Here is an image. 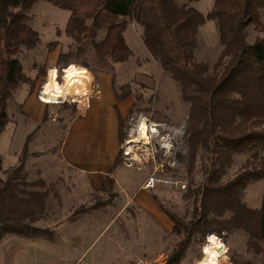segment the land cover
<instances>
[{"label": "rangeland", "instance_id": "374dc122", "mask_svg": "<svg viewBox=\"0 0 264 264\" xmlns=\"http://www.w3.org/2000/svg\"><path fill=\"white\" fill-rule=\"evenodd\" d=\"M214 2L199 0L187 4L208 13ZM178 3L181 5L185 2L180 0ZM26 13L28 24L40 33L37 46L30 49L23 47L18 54L28 75L35 78L41 69L48 75L49 70L57 65L55 77L63 83L62 76L67 65L83 67L82 63L87 62L88 66L84 68L93 75L90 99L99 88L104 94H115V82L119 94L124 92L120 88L122 85L129 86L131 93L126 98H132L133 102L128 115H122L126 118L125 140L121 161L117 170L112 172L114 184L110 185L108 180L102 190H94L86 176L66 165L62 159L60 150L64 136L79 114L77 104L74 106L70 103L69 95L66 99L56 98L47 105L48 117L43 118L40 127L34 131L32 120L16 127L13 124L6 127V134L0 140L4 169L0 175L6 177L8 170L19 164L20 155L14 162L15 153H21L26 136L32 133L25 169L27 180L35 183L31 187L34 190L48 192L47 212L35 225L50 227L56 235L53 239L43 237L35 238V241L12 234L5 236L0 242V264H56L61 260L70 264H138L140 255L154 257L157 247L173 248L177 236L158 222L143 198H153L161 208L189 220L194 210V194H187L204 182L216 162V154H207L200 149L193 173H189L186 129L190 103L183 100L180 86L150 54L143 43V27L133 21L129 22L125 37L134 54L121 71L122 63L102 62L90 43L81 50L79 43L65 35L63 30L70 15L68 10L41 0ZM260 16L264 21V10H261ZM246 31L249 42L264 34L252 25ZM105 34V29L100 30L97 39H102ZM53 41L57 43L54 46L50 45ZM222 50L217 22L207 21L197 33L191 63H207L209 74L219 75L229 60L226 58L222 66L216 67ZM62 52L69 56L60 61ZM47 75L36 79L32 91L30 85L26 84L29 92L36 94V101ZM18 89L14 91L16 102L11 105L14 122L22 111ZM63 102L70 106H64ZM41 111V105L34 109L35 114ZM142 122H147L150 128L156 126L157 131L150 133V143L144 140L131 142L139 136ZM259 128L264 129V125ZM11 132L13 138L9 151L8 134ZM248 158H251L249 152L235 154L232 162L225 167L222 181L233 178ZM206 164L211 168L207 174ZM152 176L157 181L153 187L147 188L146 183ZM263 193L264 179L251 182L243 200L248 206L259 208ZM149 203L152 205L153 200L150 199ZM93 205L98 207L73 218V212L78 207ZM162 212L168 216L163 209ZM208 235L204 244L197 241L192 243L183 264H220L214 263L218 256L215 257L214 251L209 249V237H215L222 244V252H226L222 259L234 258L241 264H262L264 261L263 253L249 249V235L242 229ZM51 242L57 247L52 248ZM86 247L89 249L84 251ZM154 248H157L156 251H153Z\"/></svg>", "mask_w": 264, "mask_h": 264}, {"label": "trees", "instance_id": "16d2710c", "mask_svg": "<svg viewBox=\"0 0 264 264\" xmlns=\"http://www.w3.org/2000/svg\"><path fill=\"white\" fill-rule=\"evenodd\" d=\"M38 1L41 0H0V137L12 120L14 91L23 84L30 85L32 91L36 79L47 75L41 69L35 78L29 76L18 57L23 47L30 49L40 43V33L28 24L26 13ZM45 1L70 12L63 32L79 43L81 50L90 43L102 62L128 61L134 51L126 41L127 27L130 21L142 26L143 43L161 67L171 73L183 100L190 103L186 129L189 173H193L200 149L216 154L213 171L187 194H194V210L189 220L162 207L173 221L172 232L177 236L164 264H183L193 242L204 244L208 234L221 235L237 229L248 233L249 249L264 254V193L259 208H252L243 200L248 185L264 179V129L259 128L264 125V34L249 42L246 31L252 25L264 33L260 16L264 0H215L208 13L187 4L199 0H181L185 2L181 5L180 0ZM210 20L217 22L223 44L216 67L229 58L219 75L209 74L207 63H191L199 28ZM102 29L106 34L99 40L97 35ZM55 44L56 41L50 42L52 46ZM68 56L62 52L59 60ZM82 64L88 66L87 62ZM118 88L114 82L120 99L131 93L128 85L120 87L124 90L121 94ZM63 105L70 106L67 102ZM47 117L46 111L44 119ZM125 123L126 118L119 113L121 148L116 167L123 154ZM31 136L32 133L27 136L19 164L9 169L6 177L0 175V242L9 234L29 239H53L56 235L50 227L35 225L47 212L48 192L34 190L31 187L35 183L27 180L25 169ZM247 152L251 158L239 172L222 181L233 156ZM1 170L4 169L0 155ZM210 170L206 164V174ZM108 180L110 185L114 184L112 178ZM97 207L80 206L73 212V218ZM218 262L241 264L234 258L221 257Z\"/></svg>", "mask_w": 264, "mask_h": 264}, {"label": "crops", "instance_id": "0c3cea01", "mask_svg": "<svg viewBox=\"0 0 264 264\" xmlns=\"http://www.w3.org/2000/svg\"><path fill=\"white\" fill-rule=\"evenodd\" d=\"M128 62L129 60L123 62L121 68L119 69L121 71L125 69V64ZM55 66L56 67H52L49 70L47 78L52 76L55 77L56 72L58 70L57 65ZM122 78H124L123 74ZM98 90L99 92L94 94V96H92V98L90 99V106L87 109L86 114H77V116L74 118L73 122L71 123L69 129L67 130L64 136L60 150L64 163L74 168L82 175L86 176L91 187L94 190H102L108 184V179L114 178L112 172L117 170L118 165L116 167V159L119 155L121 148L119 113L126 117L128 115V110L130 109L131 103L133 102L132 98L120 99L117 97L116 93L104 94L101 88H99ZM18 91L19 101H17L22 105V111L19 112V118L15 120V122L17 121V123H15L12 119L7 126L13 124V126L16 127L17 125L22 124L23 122H28L32 120V128L34 131L35 128L41 124L45 116L47 105L49 103H44L40 99L38 100V98V101H36V94L30 93L26 84L20 86ZM39 105H41L42 111L40 114H35L34 109ZM3 134H6V131L2 133L0 140L3 138ZM11 134L12 132L8 134L9 151L11 150L10 147L13 138ZM20 154L21 153H15L16 158L14 159V162L17 161L18 156ZM143 197H145V194ZM141 199L142 198L139 197V201H141ZM143 199L145 200L147 205L152 208V211L154 212L158 222L160 224L162 223L166 230L170 229V231H172L173 221L171 220V218L169 219V216L162 212V208L158 205V203L150 197ZM146 199L149 201L150 199H152L153 204L151 205ZM35 240L36 239H33V241ZM51 243L52 248L57 247L55 243ZM157 248L153 249V251H156L155 249H157L155 256L164 252L166 256L169 257V254L172 250V248L170 249L161 246ZM84 249V251H87L89 248L86 247ZM213 251L214 253L216 252L215 250ZM216 256L217 255H215V257ZM61 263L70 264L65 262L64 260H61L56 264Z\"/></svg>", "mask_w": 264, "mask_h": 264}, {"label": "bare ground", "instance_id": "6f19581e", "mask_svg": "<svg viewBox=\"0 0 264 264\" xmlns=\"http://www.w3.org/2000/svg\"><path fill=\"white\" fill-rule=\"evenodd\" d=\"M62 77L63 83L54 76L44 81L41 88V96L45 102H52L54 99H58L59 96L70 94L80 100L87 101L90 98L92 95L90 90L93 81V75L90 70L80 65L71 64L66 68ZM156 131V126L150 128L147 122H142L139 128V136L132 139L131 142H140V140H144L146 143H150V133H155ZM209 238V249L215 250V255L218 256L214 262L216 263L218 262L217 259L226 252H222V244L217 242L215 237Z\"/></svg>", "mask_w": 264, "mask_h": 264}, {"label": "built area", "instance_id": "2783aa9c", "mask_svg": "<svg viewBox=\"0 0 264 264\" xmlns=\"http://www.w3.org/2000/svg\"><path fill=\"white\" fill-rule=\"evenodd\" d=\"M64 70V69H63ZM99 90L97 89L93 94H96L98 93ZM39 99L44 102V103H50V102H45L41 96V90L39 91V95H38ZM67 97V95H62V96H59V98H65ZM69 97H71V101L70 103H74L75 105L77 104V111L79 114L81 115H84L86 114V111L87 109L89 108L90 106V98L85 101V100H80V99H77L76 97H74L73 95H69ZM56 99V100H58ZM66 99V98H65ZM67 101V100H65ZM53 102V101H52ZM157 181V178L155 176H152L146 183V187L149 188V187H153L155 185ZM168 256H166V254L163 252L161 254H158L157 256L155 257H152V256H145V255H141L139 256L138 258V264H163L165 262V260L167 259Z\"/></svg>", "mask_w": 264, "mask_h": 264}]
</instances>
